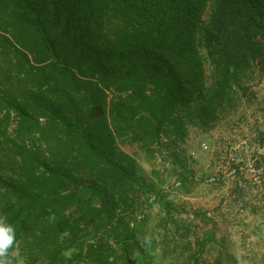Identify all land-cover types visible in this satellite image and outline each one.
Listing matches in <instances>:
<instances>
[{"label":"trees","instance_id":"1","mask_svg":"<svg viewBox=\"0 0 264 264\" xmlns=\"http://www.w3.org/2000/svg\"><path fill=\"white\" fill-rule=\"evenodd\" d=\"M263 68L264 0H0L9 262H146L134 220L149 186L119 141L174 145ZM161 208L165 236L178 231L185 221ZM178 247L197 264L199 243Z\"/></svg>","mask_w":264,"mask_h":264},{"label":"rangeland","instance_id":"2","mask_svg":"<svg viewBox=\"0 0 264 264\" xmlns=\"http://www.w3.org/2000/svg\"><path fill=\"white\" fill-rule=\"evenodd\" d=\"M210 12L209 6L204 22ZM118 21L112 17L108 24L115 27ZM206 68L209 72L208 63ZM250 78L212 122L188 124L174 145L164 137L119 141L149 186L134 220L147 257L141 264H191L189 251L177 248L182 241L195 250L200 244L197 264H264V68ZM164 201L185 221H179L178 231L170 224L166 236L158 225Z\"/></svg>","mask_w":264,"mask_h":264},{"label":"clouds","instance_id":"3","mask_svg":"<svg viewBox=\"0 0 264 264\" xmlns=\"http://www.w3.org/2000/svg\"><path fill=\"white\" fill-rule=\"evenodd\" d=\"M16 240L14 227L0 217V264H10L7 259L9 250L13 248Z\"/></svg>","mask_w":264,"mask_h":264}]
</instances>
